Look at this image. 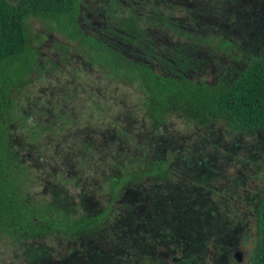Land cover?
I'll return each mask as SVG.
<instances>
[{
  "label": "rangeland",
  "instance_id": "374dc122",
  "mask_svg": "<svg viewBox=\"0 0 264 264\" xmlns=\"http://www.w3.org/2000/svg\"><path fill=\"white\" fill-rule=\"evenodd\" d=\"M171 1L168 13L182 31L149 30L161 52L188 60L181 72L190 80L226 85L264 48V0ZM104 2L82 4L85 33L95 32L90 6ZM26 24L38 65L17 100L48 127L33 142L12 133L27 166L26 193L73 216L111 210L94 232L74 238L0 232V264H249L264 188V129L235 130L222 119L194 122L176 112L153 126L137 86L91 62L52 21ZM149 61L164 73L163 63ZM147 157L167 162L166 179L126 183L113 196L111 178Z\"/></svg>",
  "mask_w": 264,
  "mask_h": 264
},
{
  "label": "trees",
  "instance_id": "16d2710c",
  "mask_svg": "<svg viewBox=\"0 0 264 264\" xmlns=\"http://www.w3.org/2000/svg\"><path fill=\"white\" fill-rule=\"evenodd\" d=\"M112 1L114 28H101L100 34L85 33L78 23L83 0H0V232L14 238H36L48 235L77 237L94 232L107 221L110 208L93 214L70 215L49 202L35 203L26 193L27 166L16 148L12 133L18 131L22 141L37 140L47 126L21 109L18 93L30 80L38 65L37 52L27 31L28 18L52 21L57 30L73 41L91 62L100 65L109 75L117 76L143 92V108L153 126L160 125L168 114L179 113L185 119L201 122L222 119L235 130L264 129V48L245 62L226 85L215 86L204 81H192L182 73L189 62L174 52L161 56V43L155 42L145 24L178 27L168 18L170 7L161 6L154 16L152 2L144 1V17L129 8L127 20L117 12L122 4ZM137 5L134 6L136 8ZM117 10V11H116ZM117 12V13H116ZM144 24L140 25L138 19ZM108 30L111 34H108ZM121 41L110 42L105 36ZM186 36H190L187 32ZM160 54H156L157 50ZM131 54L133 58L126 55ZM155 58H154V57ZM180 56V55H179ZM142 57L144 59H142ZM165 65L167 73L155 69L149 60ZM166 161L147 157L134 169L122 172L110 180V190L117 196L126 183L149 178L160 182L169 175ZM257 241L249 264H264V188L256 206Z\"/></svg>",
  "mask_w": 264,
  "mask_h": 264
},
{
  "label": "flooded vegetation",
  "instance_id": "af4514ba",
  "mask_svg": "<svg viewBox=\"0 0 264 264\" xmlns=\"http://www.w3.org/2000/svg\"><path fill=\"white\" fill-rule=\"evenodd\" d=\"M106 2H104V4L102 5V9L98 8V7H94L93 5H91L89 12L87 13V17L92 19V24L95 25V32H90L91 34L96 33L97 35L100 34V30L101 28L104 29H108V28H114V24L112 23V15L107 13V10L111 11L112 10V1L111 0H105ZM119 2H121L122 6L119 10L120 16L121 18H123L125 21L127 20V13L129 8L134 9L138 12V14H140L139 16L144 17V13L140 11V9H144V1L146 2H152V12L154 13V16H157L159 12H161V6H171V3H173L171 0H117ZM90 3L91 0H83V2L80 4V9H79V15H78V23H79V19H80V12H81V7L83 3ZM177 2L174 1L173 4H176ZM137 5L136 8H134V6ZM162 13V12H161ZM168 18L171 19V22L173 23V17H171L168 14ZM138 23L140 25H143V20L142 18L138 19ZM146 28H150V27H154L157 25V23L154 24H145ZM80 26V25H79ZM81 27V26H80ZM108 34H111V31L108 30L107 31ZM155 38V42H158V37H156L155 35H152ZM106 40L110 41V42H120L121 41L111 37L110 35H106L105 36ZM156 54H160V52L158 51V47L157 50L155 51ZM127 56L133 58V55L131 54H127ZM162 57H164L165 59H168V56H165L164 54H161ZM154 57V56H153ZM155 58V57H154ZM142 59H144L142 57ZM149 64H151V61L149 62ZM152 65V64H151ZM153 66V65H152ZM159 71V70H158Z\"/></svg>",
  "mask_w": 264,
  "mask_h": 264
},
{
  "label": "water",
  "instance_id": "95a60500",
  "mask_svg": "<svg viewBox=\"0 0 264 264\" xmlns=\"http://www.w3.org/2000/svg\"><path fill=\"white\" fill-rule=\"evenodd\" d=\"M233 259H234L235 261H239V260H240V255H239L238 252H235V253L233 254Z\"/></svg>",
  "mask_w": 264,
  "mask_h": 264
}]
</instances>
